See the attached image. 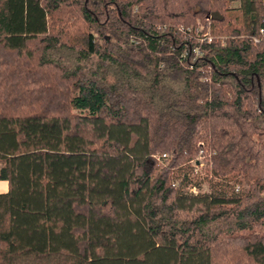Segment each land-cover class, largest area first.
<instances>
[{
    "label": "trees",
    "instance_id": "1",
    "mask_svg": "<svg viewBox=\"0 0 264 264\" xmlns=\"http://www.w3.org/2000/svg\"><path fill=\"white\" fill-rule=\"evenodd\" d=\"M233 1L0 0V264H264V0Z\"/></svg>",
    "mask_w": 264,
    "mask_h": 264
},
{
    "label": "built area",
    "instance_id": "2",
    "mask_svg": "<svg viewBox=\"0 0 264 264\" xmlns=\"http://www.w3.org/2000/svg\"><path fill=\"white\" fill-rule=\"evenodd\" d=\"M259 32L262 33V32H263V29H260ZM203 36H204V38H205L208 42L210 41V36L207 34V32L204 33ZM252 41L256 42L257 39L252 38ZM155 158L158 160V158H164V155H163V154H162V155H157V156H155ZM191 164L194 165V166H196V165L199 166V165L204 164V163H203V161H202V158H201V157H198V158H196V159L194 160V162L192 161ZM189 189L192 190V191H195V188H194L193 186L190 187Z\"/></svg>",
    "mask_w": 264,
    "mask_h": 264
},
{
    "label": "rangeland",
    "instance_id": "3",
    "mask_svg": "<svg viewBox=\"0 0 264 264\" xmlns=\"http://www.w3.org/2000/svg\"><path fill=\"white\" fill-rule=\"evenodd\" d=\"M231 6H236L237 5V1L236 0H234L233 2H231V4H230ZM203 161V160H202ZM204 162V161H203ZM197 172H194V173H196L198 176H203L204 174H205V172H206V170H207V168H206V165H204V164H201V165H199L198 167H197ZM206 182L204 181L203 183H202V185H201V188H200V190H205L206 189Z\"/></svg>",
    "mask_w": 264,
    "mask_h": 264
},
{
    "label": "crops",
    "instance_id": "4",
    "mask_svg": "<svg viewBox=\"0 0 264 264\" xmlns=\"http://www.w3.org/2000/svg\"><path fill=\"white\" fill-rule=\"evenodd\" d=\"M7 190V181L5 179L0 178V192H4Z\"/></svg>",
    "mask_w": 264,
    "mask_h": 264
}]
</instances>
